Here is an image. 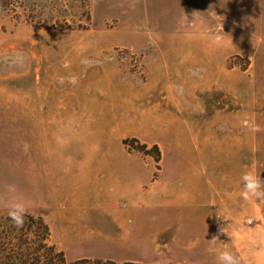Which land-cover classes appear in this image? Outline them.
I'll return each mask as SVG.
<instances>
[{
  "label": "rangeland",
  "instance_id": "374dc122",
  "mask_svg": "<svg viewBox=\"0 0 264 264\" xmlns=\"http://www.w3.org/2000/svg\"><path fill=\"white\" fill-rule=\"evenodd\" d=\"M246 172L264 0H0V223L22 202L69 260L264 264Z\"/></svg>",
  "mask_w": 264,
  "mask_h": 264
},
{
  "label": "trees",
  "instance_id": "16d2710c",
  "mask_svg": "<svg viewBox=\"0 0 264 264\" xmlns=\"http://www.w3.org/2000/svg\"><path fill=\"white\" fill-rule=\"evenodd\" d=\"M153 148L158 152L156 146ZM35 223L40 229L32 239L30 233ZM49 234V227L41 218L35 219L27 214L22 228L14 227L9 219L7 223H0V264H150L137 259L110 257L84 256L69 260L63 250L46 242Z\"/></svg>",
  "mask_w": 264,
  "mask_h": 264
},
{
  "label": "clouds",
  "instance_id": "9594fccd",
  "mask_svg": "<svg viewBox=\"0 0 264 264\" xmlns=\"http://www.w3.org/2000/svg\"><path fill=\"white\" fill-rule=\"evenodd\" d=\"M193 74L195 75V72H193ZM241 180L243 181V190L240 194L242 200L249 201L250 198H254L255 201L264 204V188H262V185H264V181H262L260 177L252 174L251 172L244 173L241 176ZM9 191H13V189L9 188ZM25 215L26 208L22 202L13 201L8 204L7 217L11 221L12 225L17 229L23 227ZM221 231L226 232L225 228L221 229ZM215 239L216 238L209 240V244H213ZM208 251L215 253L216 259L219 264H238V259L226 249L220 250L218 248L209 247Z\"/></svg>",
  "mask_w": 264,
  "mask_h": 264
}]
</instances>
